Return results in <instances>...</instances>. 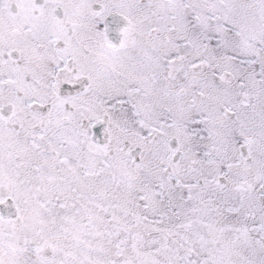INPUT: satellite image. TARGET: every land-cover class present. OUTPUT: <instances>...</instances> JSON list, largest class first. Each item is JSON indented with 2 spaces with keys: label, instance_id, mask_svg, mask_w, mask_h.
I'll list each match as a JSON object with an SVG mask.
<instances>
[{
  "label": "snow or ice",
  "instance_id": "1",
  "mask_svg": "<svg viewBox=\"0 0 264 264\" xmlns=\"http://www.w3.org/2000/svg\"><path fill=\"white\" fill-rule=\"evenodd\" d=\"M0 264H264V0H0Z\"/></svg>",
  "mask_w": 264,
  "mask_h": 264
}]
</instances>
